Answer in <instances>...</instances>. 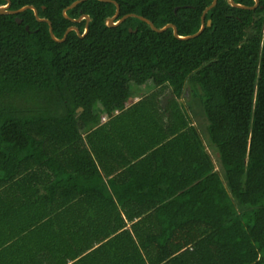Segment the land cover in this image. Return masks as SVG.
I'll return each mask as SVG.
<instances>
[{
    "label": "trees",
    "instance_id": "16d2710c",
    "mask_svg": "<svg viewBox=\"0 0 264 264\" xmlns=\"http://www.w3.org/2000/svg\"><path fill=\"white\" fill-rule=\"evenodd\" d=\"M9 1L35 7L58 39L83 34L62 15L77 0ZM113 1L118 19L180 36L212 2ZM258 1L217 0L187 41L135 18L109 28L116 8L97 0L67 11L91 22L63 43L31 10L0 15V264H264Z\"/></svg>",
    "mask_w": 264,
    "mask_h": 264
},
{
    "label": "water",
    "instance_id": "95a60500",
    "mask_svg": "<svg viewBox=\"0 0 264 264\" xmlns=\"http://www.w3.org/2000/svg\"><path fill=\"white\" fill-rule=\"evenodd\" d=\"M6 2L5 5L3 6H0V15H17L19 13H22L26 10H31L36 18V20L38 22H43V23H47L48 25V30H49V35L51 37V39L56 42V43H63L68 35V33L74 31L80 38H83L86 36V34L88 33V26H89V23L91 22V19L88 15H81L78 19L74 20V19H70L68 16H67V11L68 10H71L73 8H75L77 5L87 1V0H77L75 2H73L71 5H69L67 8H65L62 12V15L65 19H68L70 20L72 23H79L81 21H85V28H84V31H83V34H80L79 30L72 26V27H69L63 38L62 39H58L54 36L53 34V30H52V25L50 23V21L46 20V19H43V18H39L38 16V11L35 7L33 6H24L22 7L21 9L19 10H16V11H12L10 10V1L9 0H4ZM99 2H103V3H109V4H113L116 8V11H115V14L111 17V18H108L106 19V22H105V25L109 28H115V27H118L119 25H121L126 19L128 18H135V19H138L139 21L147 24L150 29L152 31H154L155 33H163L165 31H167L168 29H171L172 32H173V36L179 40V41H187V40H190V39H194L196 37H198L206 27H210V20H208L207 22H205V15L207 14V12L209 10H211L213 7H215V5L217 4V0H212L211 4L204 9V11L202 12V15H201V20H200V29L198 30V32H196L195 34L193 35H188V36H180L177 32V28L173 25V24H167L165 25L164 27L162 28H156L153 23L151 21H149L148 19L144 18V17H141V16H138V15H135V14H128V15H125L123 17H121L120 19H118V16H119V5L117 4V2L113 1V0H97ZM227 2V4L233 8H236V9H241V10H248V11H253L255 10L258 5H259V1L258 0H253L254 1V5L252 7H247V6H244V5H241V4H237L234 2V0H225ZM16 23L17 24H20L21 23V20L16 18ZM27 31H28V27L25 28ZM79 111H82V109H80Z\"/></svg>",
    "mask_w": 264,
    "mask_h": 264
},
{
    "label": "rangeland",
    "instance_id": "374dc122",
    "mask_svg": "<svg viewBox=\"0 0 264 264\" xmlns=\"http://www.w3.org/2000/svg\"><path fill=\"white\" fill-rule=\"evenodd\" d=\"M133 89H134V88H133ZM150 92H152V90H151L149 84L144 85L143 87H140L139 90H137V89L135 88V91L132 93V95H131V97H130V99H129V101H128V105H129V104H133L134 102L138 101V99H139L138 97H145V96L150 95ZM188 97H189V93H188V91H186V92L184 93V95H183V99H184L185 102L187 101ZM80 112H81V111H80ZM192 114H193V113H192ZM103 118H104V119H107V116L105 115ZM103 118H102V121L104 120ZM193 118L196 119L199 128L201 129V131H203V132H202L203 136L205 135V137H206V133H205V131H204V130H205V128H204L205 123H204V119H203L202 115H201V114H198V115H197L196 113H194V114H193Z\"/></svg>",
    "mask_w": 264,
    "mask_h": 264
},
{
    "label": "crops",
    "instance_id": "0c3cea01",
    "mask_svg": "<svg viewBox=\"0 0 264 264\" xmlns=\"http://www.w3.org/2000/svg\"><path fill=\"white\" fill-rule=\"evenodd\" d=\"M171 98V95H170V92L169 91H165L162 95H161V97H160V103H161V110L162 111H165V106L167 105V102H168V100ZM138 101H139V99H138ZM138 101H136V102H138ZM136 102H134V103H136ZM104 119V118H103ZM107 119H104L103 121H102V123L103 122H105ZM121 155V154H120ZM119 155V156H120ZM118 156V157H119ZM121 157V156H120ZM111 159H117V158H111ZM105 163L106 164H108V162L107 161H105ZM5 261L3 260V259H1L0 258V263H4ZM69 264H73V262H70Z\"/></svg>",
    "mask_w": 264,
    "mask_h": 264
}]
</instances>
